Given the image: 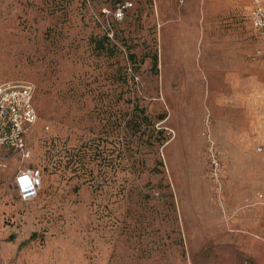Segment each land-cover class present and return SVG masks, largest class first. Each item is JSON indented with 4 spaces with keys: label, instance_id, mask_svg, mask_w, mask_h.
<instances>
[{
    "label": "rangeland",
    "instance_id": "rangeland-1",
    "mask_svg": "<svg viewBox=\"0 0 264 264\" xmlns=\"http://www.w3.org/2000/svg\"><path fill=\"white\" fill-rule=\"evenodd\" d=\"M248 6L0 0V82L30 81L37 112L28 156L0 169V264H264ZM24 166L41 185L22 201L8 184Z\"/></svg>",
    "mask_w": 264,
    "mask_h": 264
},
{
    "label": "built area",
    "instance_id": "built-area-1",
    "mask_svg": "<svg viewBox=\"0 0 264 264\" xmlns=\"http://www.w3.org/2000/svg\"><path fill=\"white\" fill-rule=\"evenodd\" d=\"M254 6L249 13L250 24L256 31L260 46L257 54L264 55V0H253ZM131 6L129 1H125L112 11L114 20H121L123 11ZM33 85L26 79L5 80L0 82V169L7 168L6 159L9 154H16L21 158L28 156L26 147V135L29 129L37 120V112L33 106ZM31 170L33 177L40 169L37 167H18L11 177L14 191L18 198L22 201L21 193L16 185V178L22 173ZM39 185H35V191L39 189ZM260 197L261 194H258ZM33 196H30L31 198ZM28 198V199H29Z\"/></svg>",
    "mask_w": 264,
    "mask_h": 264
},
{
    "label": "clouds",
    "instance_id": "clouds-1",
    "mask_svg": "<svg viewBox=\"0 0 264 264\" xmlns=\"http://www.w3.org/2000/svg\"><path fill=\"white\" fill-rule=\"evenodd\" d=\"M39 173H36V178L33 177L31 170L27 172H22L16 178V185H18V190L22 195V198L27 200L30 196H35V185H39L40 180L38 179Z\"/></svg>",
    "mask_w": 264,
    "mask_h": 264
},
{
    "label": "crops",
    "instance_id": "crops-1",
    "mask_svg": "<svg viewBox=\"0 0 264 264\" xmlns=\"http://www.w3.org/2000/svg\"><path fill=\"white\" fill-rule=\"evenodd\" d=\"M249 1V6H248V8L250 9L249 11H251V9H252V7L254 6V1L253 0H248ZM249 25H250V28H251V30L253 31V35L255 36V38H256V40H257V44H258V46H260V43H259V39H258V36L256 35V31L252 28V26H251V24H250V22H249ZM260 170L262 169V171H261V174L259 175L260 177L261 176H264V166L262 167V168H259ZM16 170V169H15ZM14 170V171H15ZM14 171H13V173H14ZM12 173V174H13ZM12 174H11V176H10V179H11V177H12ZM257 194V198L258 199H262L263 198V200H261V201H256L255 202V205H258L257 206V208H262L263 209V212H264V194H262V193H260V192H258V193H256ZM258 194H261V196L259 197L258 196Z\"/></svg>",
    "mask_w": 264,
    "mask_h": 264
},
{
    "label": "trees",
    "instance_id": "trees-1",
    "mask_svg": "<svg viewBox=\"0 0 264 264\" xmlns=\"http://www.w3.org/2000/svg\"><path fill=\"white\" fill-rule=\"evenodd\" d=\"M121 3H123V2H119V3H117V4H115L116 6L112 9V11L117 7V6H119ZM111 17H112V13H111ZM112 19H113V17H112ZM114 20V19H113ZM117 21V20H116ZM108 38H107V36H106V32L101 36V38L98 40V41H96V48L98 49V50H106L107 49V43H108ZM155 64H156V58L155 57H153L152 58V66H155ZM33 97H34V94H33ZM32 102H33V99H32ZM33 106H34V104H33ZM41 172V171H40ZM40 175H41V173H40Z\"/></svg>",
    "mask_w": 264,
    "mask_h": 264
},
{
    "label": "water",
    "instance_id": "water-1",
    "mask_svg": "<svg viewBox=\"0 0 264 264\" xmlns=\"http://www.w3.org/2000/svg\"><path fill=\"white\" fill-rule=\"evenodd\" d=\"M8 187H9L10 189H14V186H13L12 183H9V184H8Z\"/></svg>",
    "mask_w": 264,
    "mask_h": 264
}]
</instances>
